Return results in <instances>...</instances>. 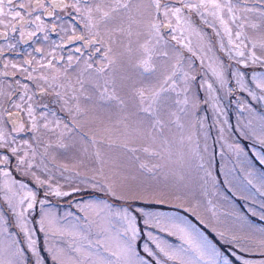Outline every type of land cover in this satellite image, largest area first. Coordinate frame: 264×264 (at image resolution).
<instances>
[{
    "label": "rangeland",
    "instance_id": "rangeland-1",
    "mask_svg": "<svg viewBox=\"0 0 264 264\" xmlns=\"http://www.w3.org/2000/svg\"><path fill=\"white\" fill-rule=\"evenodd\" d=\"M219 2L233 7L231 14L226 7L220 12L224 24L211 9L183 13L188 23L182 21L183 34L176 35L188 47L172 41L168 29L161 30L163 40L157 45L144 24L129 29L125 19L95 29L103 49L111 48L112 64L101 77L96 69L108 63L103 49L73 65L62 62L52 68V59H45L47 79L36 65L26 67L32 79L25 78V83L0 78V127L6 132L12 133V124L5 113L21 111L9 101L11 96L25 110L31 104L39 123L46 117L49 128H55L56 121L69 123L79 106L76 120L89 133L83 140L75 132L61 136L63 123L55 131L41 127L35 133H12L15 142L10 147L18 152L11 156L10 175L0 170V264H33L38 256L43 264H264V88L258 86L264 82V0ZM97 3L100 0L80 2L86 24L84 9ZM137 19L146 22L148 16ZM171 23L175 26L176 20ZM117 26L125 31L112 32ZM145 41L156 45L155 51L169 53L167 61L154 58L158 68L173 77L169 83L174 81L163 131L140 124L129 99L132 86L149 83L134 67ZM252 52L258 61L252 62ZM52 74L55 78L48 77ZM78 75L84 78L83 87H77L80 80L69 85V78ZM29 81L41 89H53L54 82L61 83L60 90L68 87L61 96L65 114H53L55 105L47 112L42 103L37 110V88ZM106 82L109 93L125 100L124 106L100 98ZM23 86V94L16 96ZM21 112L20 121L30 127L26 111ZM20 156L31 167L25 164L18 170ZM57 187L69 194L55 195ZM28 192L36 194L34 207L25 213L35 252L5 199L10 197L12 205L23 210L27 201L21 205L20 200ZM124 208L135 217V239ZM157 245L176 250L177 259L165 257ZM54 254L58 262L52 260Z\"/></svg>",
    "mask_w": 264,
    "mask_h": 264
},
{
    "label": "snow or ice",
    "instance_id": "snow-or-ice-1",
    "mask_svg": "<svg viewBox=\"0 0 264 264\" xmlns=\"http://www.w3.org/2000/svg\"><path fill=\"white\" fill-rule=\"evenodd\" d=\"M9 4L12 3V0H7ZM85 4L89 3V0H84ZM80 0H76V3L73 5V7L76 8L77 12H80L81 9L79 7ZM20 8H23L24 5H19ZM227 8V11L231 14L233 13V7L230 4H221L219 0H197V2H192V0H100V3L95 4V6H88L84 9V13L87 17V24L86 27L89 29L90 33L92 29H96L101 24H108L109 22L113 21H120L123 23V21L126 19L129 22V29L131 28V25L134 23H142L148 30L149 38H156V44H160V42L163 40V36L161 35L162 29H168L172 34L171 40L176 41L177 44L184 45L185 47H188V44L185 43L184 40L179 39L176 33L179 31L180 34H183V28L180 27L181 22L188 23L187 19L183 16V13L185 11H196L200 12L201 9L204 11H208L209 9L212 10L211 14L214 16H217L220 18L221 23L224 24L223 18L220 17V12ZM259 11L258 9H246V11ZM4 12V0H0V14H3ZM94 13L97 14L94 16ZM145 13L148 16L147 21L145 22L143 19H137V16L143 17ZM262 15H264V12H261ZM14 15L16 17L20 16L19 12H15ZM162 18V19H161ZM176 20V25L174 26L171 21L172 19ZM39 19V17H37ZM233 19H235V16L233 15ZM255 27V25H253ZM112 32H124L125 29L122 27H115L111 29ZM225 31L230 32V30L225 25ZM129 36L132 35V32L129 30L127 32ZM237 37L241 35V33L236 34ZM73 40H84L85 38L83 36H73L71 37ZM231 42V41H230ZM100 43L99 40L96 39L95 35H92L91 39H88L85 41V46L87 45H95ZM165 46H167L168 42L165 41ZM156 45L151 44L149 41H145L144 44L139 46V50L142 53V58H140L136 64L134 65L135 68H137L139 72V76L143 78L144 80L149 81V83H142L141 86H132L129 99L133 103V107L135 108L134 115L137 116L138 121L140 124H149L153 129H159L160 131H163L164 126V115L167 113V110L170 106V92L174 90V81L172 83H169V81L173 80V77L171 75L165 74L163 71L158 68L157 64L154 63L155 59H160L163 61H167L169 58L168 51H155ZM256 47V44L253 43V48ZM261 47H264V44H261ZM239 48V46H237ZM130 52L132 51L131 48L128 49ZM37 51H40L37 49ZM76 51H80V49H77ZM101 49L96 48V53H100ZM111 52V48H106L103 53V59L107 60L108 63L104 64L102 67H99L96 69L98 73H103L106 68H108L112 61L109 59L108 54ZM241 57L244 55L243 52L238 53ZM250 59L252 62L258 61L260 58L256 56L255 52H252L250 54ZM72 58L69 57V61H71ZM13 67H16L13 65ZM88 68H92V64L87 65ZM159 73V75H157ZM187 79V77H185ZM255 78V77H254ZM29 79H32L31 76H29ZM44 79H47L46 77ZM153 79H155V82H151ZM264 80V78H262ZM259 87L264 88V82H261ZM26 87V86H25ZM83 87V84L81 85ZM211 85H209V88ZM41 92L44 91V89H40ZM59 95V93H57ZM100 98L102 100H115L119 103V105L124 106L125 100L121 99L119 96L115 94L113 91L112 93H109L107 82L105 83L103 87V91L100 93ZM23 99V97H21ZM29 100H31V97H29ZM9 101L12 102L13 106L21 111H26V115L30 122V127H26L24 123L20 121V112H6L5 118L9 119L12 124V133H21L25 131H29L32 133L37 132L41 127L48 131H55V128H60L61 124L63 122L56 121L55 122V128H49V123L45 118V123L41 125L38 121V118L34 114V109L29 104L25 109H23L21 104L15 103L12 101L11 96H9ZM187 102V101H185ZM45 107H47L45 105ZM71 112L72 110L69 109ZM82 110L79 108V106L76 107L75 112L72 114V117L69 121V123H63V130L61 131V136H63L65 133H72L75 132L80 138L83 140L89 136V133L84 131L83 126L77 122L76 116L79 114ZM44 116V114H41ZM71 125V126H70ZM12 133L6 132L2 127H0V151H2L4 154L0 155V170L3 171V175L9 176V165L11 162V156H15L18 152V149L16 147H10L11 143L15 142V136L12 135ZM9 137H11V140H9ZM91 143L95 145L98 143L97 137L95 134H92L90 137ZM28 142L25 141V144ZM61 147L64 145L61 144ZM134 151V149H133ZM147 151V149H145ZM97 157H100V152L97 151L96 153ZM28 164L29 167H31V164L28 163V161L25 159V157L20 156L17 157V168L18 170L22 165ZM143 167V165H142ZM41 183H45L41 181ZM23 187V185H21ZM55 195L57 196H64L68 195L69 193L61 192L59 188L53 189ZM78 191L77 189H73V192ZM113 195L115 193L113 192ZM6 200H8V203L11 205V211L15 214L17 221L20 224L21 230L25 233H27V240H28V246L32 249L33 252L36 251L35 248V241L31 238V232L26 227V219H25V213L32 209L34 207V201L36 200V194L34 192H28L24 198L20 200V204L23 205L27 201V207L23 210H18L15 205H12V201L10 197H5ZM162 202V201H161ZM40 203H43V201H40ZM85 207H88V205H85ZM123 215L125 218L128 219V228L132 233V238L135 239L137 234V228L135 227L134 220L135 217L130 215V208H124L123 209ZM145 224L148 223L147 220L144 221ZM41 225H43V220H41ZM151 233H149V236ZM190 242V241H189ZM261 244L264 245V241H261ZM159 247L160 252L163 253L165 257L168 259L175 260L177 259V251L176 250H165V248ZM145 251H149L147 245H144ZM51 251V249H49ZM79 251V249H77ZM113 255H116V253H113ZM52 260L54 262L59 261V256L54 254L52 256ZM33 264H43V257L38 256L37 259L33 262ZM77 264H79V261H77ZM98 264H111L110 261H104L100 260L98 261ZM245 264H249L248 261H245Z\"/></svg>",
    "mask_w": 264,
    "mask_h": 264
},
{
    "label": "flooded vegetation",
    "instance_id": "flooded-vegetation-1",
    "mask_svg": "<svg viewBox=\"0 0 264 264\" xmlns=\"http://www.w3.org/2000/svg\"><path fill=\"white\" fill-rule=\"evenodd\" d=\"M80 2L85 3L84 0ZM21 4L24 5L23 8L19 7ZM73 5L74 0H12L11 4L4 0V12L0 14V78H8L13 84L15 83L14 78H18L25 83V78L31 76L25 74V69L32 65L40 67L45 78L43 66L45 59L48 61L52 59L53 65L62 62L73 65L83 55L90 56L96 48L103 49L102 41L95 45L85 46V41L91 39L92 35H95L96 39L97 36L99 39L101 36L95 29L92 30L96 33L92 30L90 33L85 19L80 16V12H77ZM15 12H19L20 16L16 17ZM73 36H83L85 39L73 40L71 39ZM77 49L80 51H76ZM45 51H48L47 58L44 56ZM69 57L72 58L71 61ZM54 67L57 66L54 65L52 68ZM95 74L98 76L97 73ZM99 75L101 77V73ZM55 76L48 75L49 78H55ZM79 76L81 75L77 78H69L68 84L74 85L77 80H80L77 87L82 85L84 78H79ZM29 82L37 88V110L42 109V103L48 106V109H44L47 112H52L53 108L49 106L55 105L54 114L60 115L61 111L62 115L65 114L64 106L61 105V96L64 95L62 91L68 87L64 86V89L60 90L61 83L54 82L53 89L43 88L44 91L41 92L38 82ZM23 91L24 86L20 91L15 92L16 96L23 94ZM53 96L56 98L55 101L48 100ZM42 98L44 102L41 101ZM13 112L18 111L13 110ZM19 112L21 115L22 112Z\"/></svg>",
    "mask_w": 264,
    "mask_h": 264
},
{
    "label": "trees",
    "instance_id": "trees-1",
    "mask_svg": "<svg viewBox=\"0 0 264 264\" xmlns=\"http://www.w3.org/2000/svg\"><path fill=\"white\" fill-rule=\"evenodd\" d=\"M53 114H54V113H53ZM68 121H70V120H68ZM27 125H28V124H26L25 126L28 127ZM25 134H26V131H25ZM25 134H24V135H25Z\"/></svg>",
    "mask_w": 264,
    "mask_h": 264
}]
</instances>
